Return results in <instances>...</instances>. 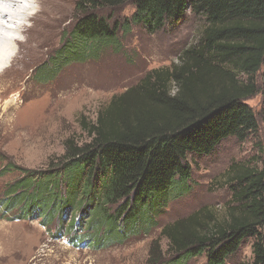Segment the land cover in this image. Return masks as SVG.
<instances>
[{
	"label": "trees",
	"instance_id": "trees-1",
	"mask_svg": "<svg viewBox=\"0 0 264 264\" xmlns=\"http://www.w3.org/2000/svg\"><path fill=\"white\" fill-rule=\"evenodd\" d=\"M128 1L134 11L121 23L96 12ZM77 8L82 16L69 31L72 43L58 48L57 57L96 52V44L116 42L117 31L131 25L173 26L188 11L206 21L177 63L150 70L111 98L86 126L90 141L67 139L57 161L25 171L3 190L0 218H36L43 226L55 219L58 233L75 234L76 241L68 239L73 244L110 245L156 222L165 197L190 178L189 154L208 155L259 127L245 100L258 89L257 73L264 94V0H80ZM227 175L234 202L224 219L198 210L165 224L160 236L168 240V260L154 241L149 264L202 254L207 264H225L247 239L252 260L238 264H264V169L232 164Z\"/></svg>",
	"mask_w": 264,
	"mask_h": 264
},
{
	"label": "rangeland",
	"instance_id": "rangeland-1",
	"mask_svg": "<svg viewBox=\"0 0 264 264\" xmlns=\"http://www.w3.org/2000/svg\"><path fill=\"white\" fill-rule=\"evenodd\" d=\"M38 2L40 10L24 25L20 34L24 39L12 46L15 54L0 72V197L5 186L25 171H41L57 161L65 153L67 139L78 145L90 141L86 126L96 121L111 98L150 70L177 63L180 52L197 42L206 22L188 11L186 19L173 26L155 30L131 25L126 32L119 30L116 42L96 44L97 53L88 48L84 57L79 51L57 57L58 48L72 43L69 31L82 16L77 8L80 0ZM133 11L130 1L114 10H96L111 24L123 22ZM255 79L258 89L245 103L257 115V130L225 139L208 155L189 154L190 178L165 197L154 224L123 241L89 246L81 240L71 243L68 239L76 241L71 231L58 233L55 219L43 226L36 218H0V264H149L154 241H159L168 260V240L160 236L165 224L198 210L224 219L234 202L227 175L231 165L264 169V94L259 73ZM252 242L245 240L225 264L251 261ZM179 264H207L206 256Z\"/></svg>",
	"mask_w": 264,
	"mask_h": 264
},
{
	"label": "clouds",
	"instance_id": "clouds-1",
	"mask_svg": "<svg viewBox=\"0 0 264 264\" xmlns=\"http://www.w3.org/2000/svg\"><path fill=\"white\" fill-rule=\"evenodd\" d=\"M40 10L38 0H0V38L23 40L24 36L19 32L9 31L28 24V17ZM30 26V25H29ZM15 52L9 51L7 47H0V57L11 58ZM7 67L6 63H0V70Z\"/></svg>",
	"mask_w": 264,
	"mask_h": 264
},
{
	"label": "bare ground",
	"instance_id": "bare-ground-1",
	"mask_svg": "<svg viewBox=\"0 0 264 264\" xmlns=\"http://www.w3.org/2000/svg\"><path fill=\"white\" fill-rule=\"evenodd\" d=\"M59 7H60V5H59ZM33 16L34 15L28 17L27 19L29 21H31V19L33 18ZM23 28H24V25L20 26L17 29H9V31L19 32V34H21V32L23 31ZM17 42H18V39H15L14 37L12 39H9V38H0V47H5L6 46L9 51H13L14 49H13L12 46L15 45V44H17ZM12 56H11V58H12ZM9 61H10L9 59H4L3 57H0V63H6L7 64ZM6 68L7 67L3 68L2 70H0V72L2 73L3 71L6 70Z\"/></svg>",
	"mask_w": 264,
	"mask_h": 264
}]
</instances>
